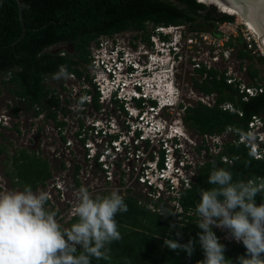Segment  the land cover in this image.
I'll use <instances>...</instances> for the list:
<instances>
[{
    "label": "built area",
    "instance_id": "obj_1",
    "mask_svg": "<svg viewBox=\"0 0 264 264\" xmlns=\"http://www.w3.org/2000/svg\"><path fill=\"white\" fill-rule=\"evenodd\" d=\"M238 25L244 30V49L254 58L264 57L257 36L237 19L216 22L214 30H191L185 24L150 25V28L162 35L175 30L174 34L182 38L183 46L197 49L190 63L200 79L207 77L206 72L202 77L197 72L201 67L224 72L226 82L237 87L242 99L247 100L262 92L263 87L262 81L250 79L246 82L239 74L242 68L247 72L249 64L242 67L245 59H239V71L229 65ZM180 48L179 44L174 46L175 50ZM89 49L90 63L78 65L79 74L68 72L66 78L59 79L57 87L49 86L51 90L44 107L36 105L27 109L24 99L12 98L10 111L0 112V130L37 136L36 141L29 136L28 143H24L26 146L19 147L35 151L47 160L50 176L34 191L48 193L47 207L56 211L57 220L65 227L74 218L71 210L81 189L93 197L118 190L123 197L133 196L139 204L146 203L153 211L160 210L155 203L161 199L178 217L189 214L184 212L177 198L181 190L188 188L194 180L197 165L206 160L205 146L208 153L216 154L228 141L243 143L255 159L264 158L263 113L251 116L245 133L231 127L218 134L197 133L201 143L196 149L205 156L202 161H196L195 153H189V147H196V139L186 135L178 120L162 115L163 110L173 109L174 101L163 99L154 92L156 84L145 81L157 73V58L152 57L143 66L138 61L131 62L135 66L131 71L114 58H111L115 61L114 67L103 62L102 57L107 56L103 54V44H95ZM183 54L185 52L178 53L179 61ZM70 81L75 82L67 84ZM173 91L178 95L176 89ZM95 97L97 104L94 103ZM216 97L215 92L204 94L198 91L196 99L186 103L181 97L179 107L184 114L187 106L198 101L214 105ZM15 104L20 109L13 114ZM220 107L242 115L231 102L221 103ZM183 137L187 142H183ZM209 141H212L214 151ZM222 160L231 161L227 157ZM220 239L236 242L224 233Z\"/></svg>",
    "mask_w": 264,
    "mask_h": 264
},
{
    "label": "trees",
    "instance_id": "obj_2",
    "mask_svg": "<svg viewBox=\"0 0 264 264\" xmlns=\"http://www.w3.org/2000/svg\"><path fill=\"white\" fill-rule=\"evenodd\" d=\"M21 4L26 31L18 39L22 34V24L17 1L0 0V75L12 98L24 99L27 109L36 105L41 108L45 106L46 96L51 90L46 84L47 79L53 78L61 66L66 67L67 72L79 74L78 65L90 63L89 47L92 42L98 44L101 36H112L129 28L146 30L147 24L154 27L187 24L191 30H207L213 27L214 22L233 21L236 16L224 8L230 15H219L212 6L207 8L196 0H21ZM197 17L201 21H197ZM144 38L148 40V35ZM59 43L67 44L70 48L48 50ZM237 57L240 60L254 58L242 47H238ZM247 69L250 79L262 80L258 69L251 64ZM197 72L201 77L206 72L207 77L195 78L194 86L204 94L215 92L217 97L212 106L198 101L184 110V123L196 133L218 134L228 127L245 133L251 116L264 113V81L261 83L262 92L243 100L237 87L226 82L224 72L207 70L205 67L197 69ZM224 102H231L242 115L223 110L220 105ZM94 103L97 104L96 97ZM19 109L20 106L15 104L13 114ZM205 148L206 160L197 165L194 180L188 188L181 190L177 198L184 212H191L195 208L200 188L211 187L207 177L214 166L213 162L216 167L231 170L234 179L264 178V158L255 159L243 143L228 141L221 145V150L216 154L208 153V147ZM10 157L12 169L6 175L11 179L13 189L31 185L35 190L50 176L47 160L35 151L19 147ZM222 157L231 161H223ZM123 198L128 210L117 213L115 217L122 238L108 246L109 260L93 258L92 264H197L203 259L199 245L189 257L183 251L177 254L164 244V239L171 236L182 243L192 237L195 239L199 229L195 225L194 215L183 213L181 217H165L161 216L162 211L173 210L161 199L155 203L160 210L153 211L146 203L139 204L133 196ZM261 199L264 196L258 195L257 203ZM74 220L75 217L66 227ZM171 223H175L177 228L182 227L181 237L176 236ZM214 231L220 239L222 233L217 229ZM220 241L226 246V257L232 260L245 252L242 243Z\"/></svg>",
    "mask_w": 264,
    "mask_h": 264
},
{
    "label": "clouds",
    "instance_id": "obj_3",
    "mask_svg": "<svg viewBox=\"0 0 264 264\" xmlns=\"http://www.w3.org/2000/svg\"><path fill=\"white\" fill-rule=\"evenodd\" d=\"M115 43L114 48L104 47L103 54L110 57H102L103 62L113 66L114 58L133 71L129 58L125 60ZM176 44L182 47L178 41L169 45L175 58L179 53L174 49ZM67 76L64 66L53 74L57 80ZM213 164L207 177L211 187L198 190L199 199L189 213L196 217L199 229L195 239L182 243L171 236L164 239V244L189 257L199 245L203 259L197 264H264V199L257 203L258 195L264 196V178L234 179L231 170ZM48 200L46 191H34L31 185L0 191V264H92L93 258L110 259L108 246L122 238L115 217L128 210L118 190L93 197L81 189L71 210L75 220L67 227L57 220L56 211L47 207ZM169 215L175 213H161ZM170 227L178 238L182 236V227L177 228L175 223ZM214 229L227 230V238L243 244L244 254L236 260L226 257V246Z\"/></svg>",
    "mask_w": 264,
    "mask_h": 264
},
{
    "label": "rangeland",
    "instance_id": "obj_4",
    "mask_svg": "<svg viewBox=\"0 0 264 264\" xmlns=\"http://www.w3.org/2000/svg\"><path fill=\"white\" fill-rule=\"evenodd\" d=\"M208 7H210V3L207 2ZM220 12H224V10H220ZM226 13V12H224ZM237 17V16H236ZM236 17H234L233 21L236 20ZM197 21H201V19L199 17L196 18ZM216 23L214 22V25ZM186 26H188L187 24H185ZM214 25L213 27L211 26V30H214ZM207 29V30H210ZM189 30V29H188ZM146 33H149L147 30L145 31ZM145 32L143 33V31L139 30H134V29H127L121 32H118L114 35H112V37L109 36H101L99 37V43L103 44L104 47H106V44H112L115 42H124L127 43V41H129L130 43H135L138 47V44L141 43V46L145 44L144 40H143V36L145 34ZM244 30L242 29V27L240 25H238V29L236 30V38H235V45L231 54V62L229 63V65L235 69L239 71L238 68V64H239V59H237V54H238V47H242V48H246L243 41V34ZM176 33L175 30H171L169 32V34H172L171 36L168 35V37L170 39H173V42L175 43L176 41H178V43L182 44L181 41V37L177 38L176 35L174 34ZM175 35V36H174ZM177 39V40H176ZM113 41V42H112ZM141 41V42H140ZM98 43V45H99ZM97 43L92 42L91 46H94ZM90 46V47H91ZM68 47L70 48L69 45L64 44V43H59L56 45H52L50 48H48V50L50 51H58L61 49H68ZM89 47V48H90ZM141 50V49H139ZM197 49L190 47V45L186 46L184 44H182V48L179 49V53L181 51V53L185 52V55L183 54L182 59H180L181 63H179L178 68H177V74H175V76L173 75V87H175L174 89H176V93L178 95H175V99L173 102V109L167 108L165 110H163L162 115L166 116L168 119H174L179 121V124L181 125V127L184 129V132L186 133V135H188V137L194 138L196 139V147H189V153H195L194 154V159L196 161H202L204 159L205 153L203 154H199L197 151V147H199L201 141L199 136L197 135L196 131L191 128L190 126H188L187 124H185L183 122V111L182 109L179 107V103L181 102L180 99L181 97L184 98L183 102L186 103L185 101H190V99L195 98L196 99V95L197 92L199 91L195 86H194V79L195 78H199L197 73H194V71L192 70V66H191V57L193 56V54H195ZM89 51L91 52V50L89 49ZM143 52V51H141ZM140 57L143 56L142 54L139 55ZM179 58V57H178ZM252 65L254 68L259 70V77H262L261 81H264V57H255L252 59H245L242 63V67H245V65ZM248 73V69L247 72L245 73V69L240 70L241 77H243L246 82H249L250 80V76L247 74ZM172 76V75H171ZM2 76L0 75V112L3 111H10V107L13 104V100H12V96L9 94L8 89L3 85V83L1 82ZM59 80L54 79V78H50L47 80L46 84L50 87H57ZM75 81H70V83L67 84H71L74 83ZM180 92V93H179ZM182 100V99H181ZM31 136L32 139H34L36 141L37 136H34L31 133H28L27 135H23L21 136L20 134H17V132H15V130H9L8 132L4 131V130H0V146L2 147V152H0V191H11V190H17L18 188H11V179L6 175L7 171H11L12 167H11V163H10V154L12 153V151H15L16 148H18L21 145H24V143H28V137ZM50 136V135H49ZM51 137V136H50ZM45 140L50 143V140L47 138V136H45ZM183 142H187V139L185 137H183ZM209 144L212 147V151H214L213 149V144L212 141H209ZM26 146V145H24ZM219 232L226 234L227 230H221V229H217Z\"/></svg>",
    "mask_w": 264,
    "mask_h": 264
},
{
    "label": "flooded vegetation",
    "instance_id": "obj_5",
    "mask_svg": "<svg viewBox=\"0 0 264 264\" xmlns=\"http://www.w3.org/2000/svg\"><path fill=\"white\" fill-rule=\"evenodd\" d=\"M146 30L149 33H146L145 32ZM146 30H141L143 31V33L145 32L143 36V40L145 44L142 46H141V43L138 44V47H137L135 43H130L129 41H127V43L118 42L120 49L123 52V57L125 58V60L129 58L128 62L129 61L132 62L133 60H134L133 62L138 61L141 66L149 63L150 62L149 60L152 57H156L158 61L155 63L156 64L155 71L157 73L166 72L168 74V76L166 77V82L169 83L170 85H173L172 79L175 78V77L173 78V75L175 76V74H177V68L180 63V61L178 60V57L175 58L173 54L169 52V48H170L169 45L174 43L173 42L174 38L170 39L168 37V35L171 36L172 34L162 35L161 33L155 32L154 30L150 28L149 24H147ZM145 35H148V40L144 38ZM109 37H112V36H109ZM156 37H158V39H156ZM109 46L114 48L116 46V43L109 44ZM140 54H142L143 56L140 57L139 56ZM132 67L135 68L133 64H132Z\"/></svg>",
    "mask_w": 264,
    "mask_h": 264
},
{
    "label": "bare ground",
    "instance_id": "obj_6",
    "mask_svg": "<svg viewBox=\"0 0 264 264\" xmlns=\"http://www.w3.org/2000/svg\"><path fill=\"white\" fill-rule=\"evenodd\" d=\"M198 1L204 2L205 4H207L208 2L210 4L216 5L219 10H223L222 8H224L235 13V15L237 16V17L235 16L236 19L240 23L247 25L253 31V33L257 36L260 46L264 49V15L257 8L250 5L245 0H210V1L198 0ZM167 76L168 74L166 72L156 73L154 78L146 79L145 81H148L147 84H149V82H154L157 86V89L154 92L157 93L159 96H162L163 99L168 98V100L174 101L175 99V95L173 93L174 88L172 87V85L166 82Z\"/></svg>",
    "mask_w": 264,
    "mask_h": 264
},
{
    "label": "water",
    "instance_id": "obj_7",
    "mask_svg": "<svg viewBox=\"0 0 264 264\" xmlns=\"http://www.w3.org/2000/svg\"><path fill=\"white\" fill-rule=\"evenodd\" d=\"M16 1H17V4H18V7H19L20 20H21V24H22V34L18 38V39H20L25 34L26 26H25V24L23 22L21 0H16ZM196 1H198V0H196ZM245 1L248 2L250 5L254 6L255 8H257L264 15V0H245ZM198 2H200V1H198ZM200 3H202L203 5H205L208 8V5L205 4L204 2H200ZM211 6L216 10L217 14H219V15L228 14V13L220 12L218 10L217 6L214 5V4H210V7ZM228 15H230V14H228Z\"/></svg>",
    "mask_w": 264,
    "mask_h": 264
}]
</instances>
